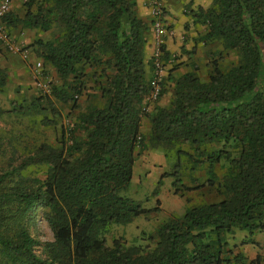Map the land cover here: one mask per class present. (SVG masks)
Listing matches in <instances>:
<instances>
[{
    "label": "trees",
    "instance_id": "obj_1",
    "mask_svg": "<svg viewBox=\"0 0 264 264\" xmlns=\"http://www.w3.org/2000/svg\"><path fill=\"white\" fill-rule=\"evenodd\" d=\"M26 5L23 16L11 10L3 20L10 31L59 28L55 39L39 40L31 50L63 81L52 87V96L75 107L80 74L96 65L105 77L106 97L61 129L60 145L42 143L19 165L12 163L14 152L0 171V264H243L246 257L238 246L258 245L257 233L264 237V0H211L199 9L208 27L205 37L219 40L239 59L222 67L211 58L206 79L195 70L169 74L160 97L171 82L170 102L160 106L159 97L147 111L151 84L143 50L148 27L134 0H28ZM162 49L168 64L165 45ZM5 84L0 67V91ZM11 103L7 112L23 107ZM144 117L150 123L146 134ZM2 140L0 154L6 149ZM148 146L175 147L195 167H207L200 185L216 187L223 197L163 223L151 249L117 240L108 246L102 237L108 225L152 211L121 195L137 154ZM230 147L238 148L236 155ZM224 156L228 164L220 177L214 166ZM29 165L43 167L44 177L23 176L21 169ZM178 169L176 164L174 176ZM39 210L53 235L43 244L30 231ZM237 231L246 232L240 242ZM249 264H264V251Z\"/></svg>",
    "mask_w": 264,
    "mask_h": 264
},
{
    "label": "rangeland",
    "instance_id": "obj_2",
    "mask_svg": "<svg viewBox=\"0 0 264 264\" xmlns=\"http://www.w3.org/2000/svg\"><path fill=\"white\" fill-rule=\"evenodd\" d=\"M27 1L15 0L10 3L11 10L16 16L25 14L28 9ZM144 6L146 12L138 15L148 24L150 12L145 3ZM147 27L145 46L151 36L149 25ZM13 28L11 30L12 35L19 40L22 39L24 45H30L29 48L31 50L35 49L39 40L44 42L55 39L59 29L57 25H52L46 31L38 28L27 29L21 26ZM168 33L170 34V27H168ZM181 52L182 54H180ZM212 53L210 63L216 60L222 67L231 66L239 59L237 52L225 49L219 40L214 41ZM8 54L0 44V67L6 74V84L3 91H0V108L3 110V114L0 116V137L4 138V141L2 140V148L6 146V149H3V153L0 154V171L3 169V172L9 163L7 160L14 152V161L12 163L19 165L24 157L32 155L42 143L54 146L60 145L61 129L69 126L78 113L90 107L101 105L103 97H106L102 90L106 86L105 77L99 75L101 68L96 65L85 66L82 70V74L79 77L82 92L79 94L76 106L71 107L70 104L60 103L51 94L52 87L58 86L63 82L52 67L43 64L44 72L51 86L49 93H43L35 87L30 64L28 65L27 62H24L18 56ZM34 54L36 55V52ZM183 54L186 53L181 50L171 55L168 62L169 67H166V76H168L169 69L174 65V62H179ZM35 55L34 59L37 56ZM37 57L39 59V56ZM40 60L42 61L41 57ZM148 62H150L148 65L151 69V56ZM209 66L207 64L202 68L194 67L192 70H195L202 79H206ZM166 89L171 91L172 87ZM44 94L51 95L42 97ZM40 96L42 100L38 101ZM170 98H168V103ZM49 101H52L56 110H59V116L56 117L53 114ZM11 102L22 105V109L18 112H7L12 107ZM149 129L150 126L145 131H141L146 134ZM9 143L15 151L11 150L12 147L8 146ZM175 150V147L166 150L161 147L148 146V148L137 154L131 181L128 187L121 191V195L133 199L143 208L152 211L135 216L128 223H111L108 225L102 234L108 246H112L114 241L117 240L126 246L138 247L141 251L151 249L156 241L155 233L163 223L173 217L181 216L189 207L222 199L223 196L217 191L216 187L200 185L202 180L208 177V168L195 167V163L190 158L183 154H178ZM230 151L231 154L233 153L232 155H236L238 148L232 149L230 147ZM176 164H179V169L178 175L174 176V166ZM227 164L225 156L215 164L214 170L218 176L221 177L225 173ZM21 172L25 177H44V169L38 165L24 166ZM155 208H158V210H155ZM43 214V210H39L38 216L30 227L31 234L41 244L53 239L52 231L43 218ZM235 236L236 241L240 242L246 236V232L237 231ZM254 239L258 241L256 246L251 244L238 246V250L247 255L243 264H248V259L257 252L264 251L263 235L257 233Z\"/></svg>",
    "mask_w": 264,
    "mask_h": 264
},
{
    "label": "crops",
    "instance_id": "obj_3",
    "mask_svg": "<svg viewBox=\"0 0 264 264\" xmlns=\"http://www.w3.org/2000/svg\"><path fill=\"white\" fill-rule=\"evenodd\" d=\"M14 1L15 0H11V3H13ZM162 1L164 20L167 27H170V34L167 36V39L165 41V49L168 52L169 57L180 52L181 50H184V52L186 53L182 55V58L181 60H179V62H174V68H170L171 70L169 69L168 75L170 74V76L172 77H178L184 72L192 70L194 67L202 68L206 66L211 59V56L213 55L212 51L215 40L205 37V34L208 31V27L206 25V22L201 16H199L198 13L199 9L205 10L210 5L211 0ZM134 2L136 3L137 13L139 15L144 14L146 12L144 6V3L146 4L145 0H134ZM151 22L152 18L150 15V19H148L147 25H149L150 27L151 36L143 50L146 76L148 79H150L152 76V65L151 69L148 65V59L150 58V56L152 57L151 53L153 50V29ZM180 54H182V52ZM167 66L169 67L168 64ZM166 75L167 72L165 73L163 79L167 77ZM171 87V82H167L165 84V88ZM170 96L171 91H168L166 89L162 93L157 104L160 106H165L166 104H168V98H170ZM152 106L153 105H151L150 108ZM148 126H150L149 120L147 117H144L141 122V130L145 131ZM134 170L135 166H133V171ZM245 257L247 258V255H245ZM253 257H250L248 260L250 261V259Z\"/></svg>",
    "mask_w": 264,
    "mask_h": 264
},
{
    "label": "built area",
    "instance_id": "obj_4",
    "mask_svg": "<svg viewBox=\"0 0 264 264\" xmlns=\"http://www.w3.org/2000/svg\"><path fill=\"white\" fill-rule=\"evenodd\" d=\"M145 2L152 18L151 25L153 29L151 90L143 106V110L147 111L160 97L163 77L167 67V62L163 59L162 47L165 45V38L169 33L164 20L163 1L145 0ZM10 3L11 0H0V44L9 54L18 56L28 65L30 64L35 87L43 93H49L51 86L46 74H44L42 61L36 57L34 59L31 49L23 44L22 39L19 40L13 36L10 28L4 23L5 15L11 11Z\"/></svg>",
    "mask_w": 264,
    "mask_h": 264
}]
</instances>
